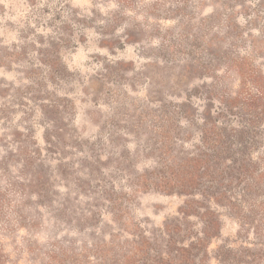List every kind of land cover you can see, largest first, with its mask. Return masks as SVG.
<instances>
[{"label":"rangeland","instance_id":"1","mask_svg":"<svg viewBox=\"0 0 264 264\" xmlns=\"http://www.w3.org/2000/svg\"><path fill=\"white\" fill-rule=\"evenodd\" d=\"M0 264H264V0H0Z\"/></svg>","mask_w":264,"mask_h":264}]
</instances>
